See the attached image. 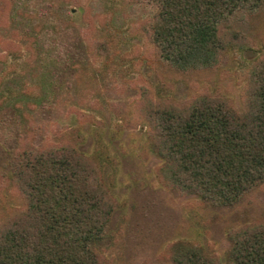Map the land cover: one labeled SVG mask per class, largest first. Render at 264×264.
Segmentation results:
<instances>
[{
	"label": "rangeland",
	"instance_id": "374dc122",
	"mask_svg": "<svg viewBox=\"0 0 264 264\" xmlns=\"http://www.w3.org/2000/svg\"><path fill=\"white\" fill-rule=\"evenodd\" d=\"M154 12L134 0H0V224L24 208L4 176L12 156L69 142L97 163L115 200L93 246L100 264H171L178 244L235 264L229 236L264 224V184L226 207L165 186L141 114L150 101L201 95L240 110L250 68L264 61V6L222 30L235 47L214 68L186 74L164 66L146 40Z\"/></svg>",
	"mask_w": 264,
	"mask_h": 264
},
{
	"label": "trees",
	"instance_id": "16d2710c",
	"mask_svg": "<svg viewBox=\"0 0 264 264\" xmlns=\"http://www.w3.org/2000/svg\"><path fill=\"white\" fill-rule=\"evenodd\" d=\"M155 7L142 31L158 60L181 73L214 68L235 45L226 42L240 14L264 0H134ZM240 38L233 34V40ZM105 41H94L99 52ZM165 186L217 207L234 206L264 184V61L249 72L240 110L220 97L186 103L150 101L141 114ZM5 177L24 208L0 224V264H100L93 246L105 238L115 200L97 163L73 144L28 146ZM235 264H264V224L230 234ZM171 264H218L192 244H178Z\"/></svg>",
	"mask_w": 264,
	"mask_h": 264
}]
</instances>
